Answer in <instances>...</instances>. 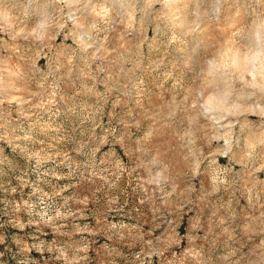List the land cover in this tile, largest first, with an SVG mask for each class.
Masks as SVG:
<instances>
[{
	"label": "rangeland",
	"instance_id": "374dc122",
	"mask_svg": "<svg viewBox=\"0 0 264 264\" xmlns=\"http://www.w3.org/2000/svg\"><path fill=\"white\" fill-rule=\"evenodd\" d=\"M0 264H264V0H0Z\"/></svg>",
	"mask_w": 264,
	"mask_h": 264
}]
</instances>
